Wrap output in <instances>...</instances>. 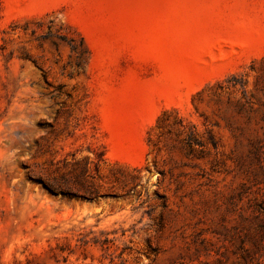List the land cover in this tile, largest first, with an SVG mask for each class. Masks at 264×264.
<instances>
[{"label": "rangeland", "instance_id": "374dc122", "mask_svg": "<svg viewBox=\"0 0 264 264\" xmlns=\"http://www.w3.org/2000/svg\"><path fill=\"white\" fill-rule=\"evenodd\" d=\"M0 264H264V0H0Z\"/></svg>", "mask_w": 264, "mask_h": 264}, {"label": "trees", "instance_id": "16d2710c", "mask_svg": "<svg viewBox=\"0 0 264 264\" xmlns=\"http://www.w3.org/2000/svg\"><path fill=\"white\" fill-rule=\"evenodd\" d=\"M68 41V44L70 45V47H71V49H72V51L74 52V53H76L78 56H81V54H83L84 52V47L83 46H81V47H78V46H75L74 44H73V40H71V39H68L67 40Z\"/></svg>", "mask_w": 264, "mask_h": 264}]
</instances>
